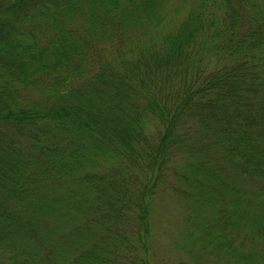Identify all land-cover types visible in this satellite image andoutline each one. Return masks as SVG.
<instances>
[{
    "label": "trees",
    "instance_id": "16d2710c",
    "mask_svg": "<svg viewBox=\"0 0 264 264\" xmlns=\"http://www.w3.org/2000/svg\"><path fill=\"white\" fill-rule=\"evenodd\" d=\"M0 264H264V0H0Z\"/></svg>",
    "mask_w": 264,
    "mask_h": 264
}]
</instances>
